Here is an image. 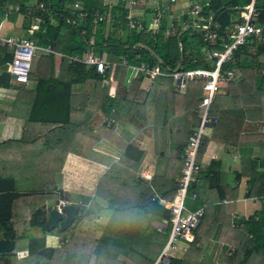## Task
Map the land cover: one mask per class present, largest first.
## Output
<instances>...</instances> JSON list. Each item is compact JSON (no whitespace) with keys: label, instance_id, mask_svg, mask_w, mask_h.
I'll return each mask as SVG.
<instances>
[{"label":"trees","instance_id":"1","mask_svg":"<svg viewBox=\"0 0 264 264\" xmlns=\"http://www.w3.org/2000/svg\"><path fill=\"white\" fill-rule=\"evenodd\" d=\"M155 1L161 4V0ZM2 2L9 11L0 12V19L3 17L12 24L19 17L21 32H27L37 46L50 45L60 57L55 76L54 54L36 51L27 74L33 85L26 100L23 130L16 144L0 147V264H132L125 259L127 249L155 261L167 241L169 224L156 231L150 221H167L168 208L158 204V197L132 204L149 181L135 172L142 151L132 144L114 141L111 131L119 123H127L139 131L148 128L154 155L151 177L170 179L173 183L170 192H175L182 149L198 122L202 81L185 80L179 86L171 76L155 75L137 102L139 82L133 78L120 92V99L128 104L122 117L113 112L114 95L107 94L102 81L123 83L130 68L133 71L142 64L157 65L163 72L175 67L211 69L213 60L206 58L203 48L218 49L217 39L204 41L203 34L213 32L225 38L249 0H207L208 5L200 7L197 18L182 16L179 21L187 20V26L166 36L164 29L171 14H160L157 29L152 33L150 18L156 11L149 8V17L143 12L139 17L136 10L140 4L135 12L131 10L143 26L137 30L123 26L126 6L121 1L112 4L108 16L95 25L92 11L101 8L98 0ZM74 3L87 12L83 19H74ZM11 6H17V11ZM253 8L258 11L257 21L264 20V0H254ZM207 15L211 16L205 29L192 26L194 21L205 24ZM104 27H108L107 33ZM114 27H119L122 34H115ZM85 52L115 65L97 73L93 66L85 67L66 58ZM10 57V51L0 46V68ZM121 60L125 65L118 64ZM227 69L232 70V77L220 85L224 86L223 92L219 88L208 105L207 115L214 122L208 126V134L201 135L195 151L194 162L200 168L193 174L187 192L194 193L191 201L196 204L189 209L183 202L186 211L201 207L202 213L192 230V239L184 241L188 249L186 258L168 257L166 264H207L198 259L204 242L213 247L210 259L214 264H264V34L237 45L220 66L221 72ZM9 85V75L0 71V87ZM18 91L26 93L21 88ZM0 109L9 108L0 105ZM251 120L260 129L242 131V124ZM102 134L122 154L121 161L110 162L97 178L95 190L117 196L127 205L115 206L102 201L97 194L80 196L74 204L77 212L66 229L61 232L55 226L44 229V202L63 197L61 191L53 190V177L59 172L65 154L90 157L92 145ZM208 141L235 149L237 168L229 172L219 167L212 169L210 162L218 165L219 159L201 167ZM122 160L131 161L133 166H123ZM240 179L244 183L243 197L256 206L245 216L233 218L231 214L236 210L233 198ZM165 193L162 199L168 198V192ZM92 197L111 209L97 238L93 236L96 206H86ZM22 204L27 208H21ZM32 229L39 232V238L31 233ZM46 234L69 235L68 242L57 249L44 248L41 236ZM21 239L26 240L27 255L16 258L15 243ZM74 245L79 251L73 253L69 248Z\"/></svg>","mask_w":264,"mask_h":264},{"label":"crops","instance_id":"2","mask_svg":"<svg viewBox=\"0 0 264 264\" xmlns=\"http://www.w3.org/2000/svg\"><path fill=\"white\" fill-rule=\"evenodd\" d=\"M207 1V0H206ZM144 3V9L140 10L144 14H146L147 17H149V8L153 7V0H147ZM158 3V2H157ZM139 7V6H138ZM135 12V7L133 8ZM146 12V13H145ZM148 12V13H147ZM18 20H15V27L18 26ZM17 22V23H16ZM12 23V24H14ZM12 24L7 22L3 17L0 19V32L2 34V29H7L9 31H15L20 32L19 30L16 31L12 27ZM19 28V27H18ZM17 28V29H18ZM59 56L54 55L53 58V67H54V74L57 75V64L59 62ZM1 71V68H0ZM140 75V76H139ZM143 74L137 73L136 71H132L130 68V72L124 77L123 83H117L115 81L111 80H103L102 84L107 86V94L109 96L114 95V101H113V112L119 116L122 117L125 115V109L120 108V111L115 110V103H118L117 101L121 102L122 104H125L122 99H120L119 89L124 86L123 90H121V93L125 90L126 84L131 79H137L138 80V92L135 95V101H137L138 96H143V93L148 88V85H146V79H142ZM9 87L7 88H1L0 87V105L9 108V109H0V147H8L10 143H15V141L19 140L21 131L23 130L22 122H23V116L25 115L26 108H27V96L32 92V82L28 80V84L26 86L12 83L9 80ZM146 85V88L144 89ZM24 89L26 93L19 94V89ZM18 95H21L20 98ZM19 98V99H18ZM17 99V100H16ZM140 101V100H139ZM27 102V103H26ZM138 102V101H137ZM127 104V103H126ZM125 106V105H124ZM125 124V125H122ZM97 125V124H96ZM93 126V129H96L97 126ZM242 131H255L257 132L260 127L257 123L251 121H245L242 124ZM144 132V133H143ZM112 139L119 140L120 142L129 143L134 146H136L138 149L142 151V155L140 158V161L135 166V172L138 176L145 178L148 181V184L141 190V193L135 196L132 200V204H141L145 203L147 199L153 197H158V204L164 208L166 207V204H168L173 196L174 193H171L170 191H173L172 181L168 178L158 177V176H152L151 173L153 170V163H154V155L152 152V138L150 136V131L148 128H144L143 131H139L135 128H133L131 125L127 123H119L114 126V128L111 131ZM208 134V131L205 133ZM16 144V143H15ZM91 156L90 157H80L77 155H74L72 153H66L59 172L54 174L53 181H54V191H61L63 197L62 198H56L53 200H57L58 202L63 201L66 204H76L80 200V196H94L97 194L101 197L102 201H107L112 203L115 206H125L127 205V202H125L123 199L114 196L107 192L97 191L95 190V184L97 178L104 172L105 168L108 166V164L112 161L119 162L120 156L122 152L115 146V143L109 139H107L103 134L96 140V142L92 145L91 148ZM219 159L218 165L217 163H213L210 161H216ZM237 160H238V154L236 150L231 149L229 147H225L220 143L214 142V141H208L205 151L202 156V164L201 167H205L206 163H211L212 166H210L212 169H215V167L221 168V170H224L225 172H229L231 170H234L237 168ZM123 166L132 165L130 164L131 161L126 160ZM125 166V167H126ZM133 166V165H132ZM243 179H240L238 181L237 187H238V193L233 198L236 204V210L232 212L233 218H238L240 216H245L247 214L245 207L248 203V200L243 197L244 192V186H243ZM20 189V188H19ZM19 193L21 192L18 190ZM165 192H168L167 199H162ZM170 192V193H169ZM94 194V195H93ZM162 197V198H161ZM53 200L45 201L44 205L51 206L50 203ZM94 199L92 197L91 200L88 201L86 206L89 204L96 206V214L93 220L97 221V223H94L93 221V227H94V234L93 236L97 238L100 235V232L102 230L103 225L105 224L107 218L110 215L111 209L106 207V204L99 201V199ZM98 202V203H97ZM53 203V202H52ZM65 204V205H66ZM194 206V205H193ZM44 207V209H45ZM189 208V207H188ZM190 207L189 209H191ZM44 217H46V211L44 213ZM166 222L165 220L161 221H150L151 227H153L156 231H161L165 226H163V222ZM166 225V224H165ZM31 233L34 234L37 238L40 237L39 232L35 229L31 230ZM42 238V244L44 248H58L64 240L63 243L68 242V235L63 237V239L60 238V236L52 235V234H46L41 236ZM67 238V239H66ZM66 239V240H65ZM25 239H21L16 241L15 243V256L16 258H23L27 255V243ZM18 243L20 246L18 247V250L16 247L18 246ZM59 244V245H58ZM166 244V243H165ZM58 245V246H57ZM187 246L183 243H178L175 248L170 251V254L168 253L169 257H175L179 258L178 256L172 255L178 248L181 249L183 246ZM165 246V245H164ZM163 246V247H164ZM160 255V254H159ZM158 257L155 261H150L149 259L145 258L141 254L137 253L136 251L132 249H127L125 252V259L131 262L132 264H156L161 260V258L164 257ZM130 256H134L135 259H132ZM167 260V257H165ZM163 264V263H161Z\"/></svg>","mask_w":264,"mask_h":264},{"label":"built area","instance_id":"3","mask_svg":"<svg viewBox=\"0 0 264 264\" xmlns=\"http://www.w3.org/2000/svg\"><path fill=\"white\" fill-rule=\"evenodd\" d=\"M101 2L99 11L96 9L92 11L94 16L93 25L97 22L104 20L108 16L109 8L116 1H121L126 6V13L123 16V26L126 29H142V24L136 20L131 10L138 4L143 3L144 0H98ZM253 1L249 2L240 11V19L238 22L232 23L226 32L225 38L216 36L213 32H206L203 34L204 41H213L217 39L218 49L207 50L205 48L203 53L207 59L213 60V66L211 69L195 68L189 70H180L175 67L172 70L163 72L159 66H150L142 64L139 67L134 68L137 73L153 77L155 75L171 76L179 86H183L185 80L200 79L201 83V103L199 108L198 122L193 127L191 135L188 136L187 142L182 149V164L180 167V174L177 177L175 183V193L172 200L166 204L168 208V219L165 224H169V232L165 246L160 252V257L166 255L168 247L173 248L175 241H190L192 239V230L195 228L199 217L201 216V207L196 210L189 212L184 209L183 202L187 193L191 199L194 198V193L191 191L187 192V186L190 181L193 180V174L200 168L199 165L195 164L194 156L195 151L199 143L201 135H203L210 124L214 122V119L207 115V107L214 98L215 94L218 93L220 85L232 77V70L227 69L224 72L220 71V66L223 62L227 61L237 45L248 42L251 38H259L264 34V20L257 21L258 11L253 8ZM155 1L153 7L155 15L150 18L151 32L154 33L158 26L157 18L160 14L170 13L171 20L168 22L167 27L164 29V35L174 34L177 28H185L188 21H179L183 16L186 19L194 20L197 18L200 12V7L208 5L205 0L201 4L198 0H161V4ZM16 12L17 6H11ZM72 14L74 19H83L87 12L81 9L76 3L72 5ZM105 8V10H104ZM7 6L0 0V12L6 14ZM210 16H205V24H198L195 21L192 22V26L196 28H206L209 24ZM67 21V20H66ZM70 22H74L70 20ZM0 46L5 47L11 53L9 60L3 63L1 71L9 75L11 82L26 86L28 84L27 74L30 68V61L35 56L36 51H41L42 54L54 53L50 45L37 46L35 42L29 37L22 36H1L0 35ZM220 47V48H219ZM69 61L78 62L85 67L93 66L95 72L102 73L107 66L113 67L115 63L107 62L101 57L93 53L85 52L82 55H73L66 57ZM119 65H125L124 60H121ZM63 201L58 202L56 209L59 212V207L65 205Z\"/></svg>","mask_w":264,"mask_h":264},{"label":"rangeland","instance_id":"4","mask_svg":"<svg viewBox=\"0 0 264 264\" xmlns=\"http://www.w3.org/2000/svg\"><path fill=\"white\" fill-rule=\"evenodd\" d=\"M29 3H32V0H30V2ZM144 4L143 3H140V6H139V8L136 10V13H138V16L139 17H142V14H141V12L142 11H140L141 10V8L140 7H142ZM18 17V16H17ZM17 22H18V24H19V17L17 18ZM16 22V23H17ZM17 24V25H18ZM12 27L14 28V30H16V31H20V29L18 28V26H16L15 27V23L14 24H12ZM18 28V29H17ZM107 31H108V27L106 28V27H104V32H106L107 33ZM122 30L121 29H119V27H114V33L115 34H122V32H121ZM0 35L1 36H8V35H11V36H22V37H29L28 36V33L27 32H15V31H9V30H7V29H2V34H1V32H0ZM35 57V56H34ZM33 57V58H34ZM33 58H32V60L30 61V69L32 68V61H33ZM140 76V75H139ZM146 79V85L147 84H149V82H150V77H148V76H142V79ZM12 83H14V82H12ZM32 85H33V83H32ZM146 85H145V87H144V89L146 88ZM123 88H124V86L121 88V90H123ZM120 90V89H119ZM121 90L119 91V94H120V92H121ZM223 90H224V86H222L221 88H220V92H223ZM141 99V96H138V99H137V101H139ZM118 103H115V110H117V111H120V108L121 109H123V108H127V106H128V104H122L121 102H119V101H117ZM125 105V106H124ZM126 110V109H125ZM122 125H125V124H122ZM144 133V132H143ZM206 133V132H205ZM204 133V134H205ZM248 200V199H247ZM54 201V200H53ZM52 201V202H53ZM50 203V205L52 206V204L53 203ZM196 204V201H191V198H190V196H189V193H187L186 194V196H185V199H184V205H187L188 207H193V205H195ZM254 206H256V203H252L251 201H249L248 200V203H247V205H246V207H245V210H246V212L248 213V212H250L251 210H253V207ZM21 208H23V209H26L27 208V205H25V204H22L21 206H20ZM46 207H48V206H46ZM45 207V208H46ZM94 221V223H97V221H95V220H93ZM93 229H94V227H93ZM56 236H59V235H56ZM69 236V235H68ZM66 237H67V235H66ZM60 238L61 239H63V237H61L60 236ZM68 238V237H67ZM66 238V239H67ZM65 239V240H66ZM25 240H23V242H24ZM64 242V240L61 242V243H63ZM178 243H183V244H186L187 245V242H184V241H175L174 243H173V245L174 246H176ZM19 244H21V243H18V246L16 247V249L18 250V247L20 246ZM59 245V244H58ZM57 245V246H58ZM61 246V245H60ZM72 246V245H71ZM175 247H173V248H171V247H168L167 248V250H166V255L165 256H162V257H164V258H161V260L159 261L160 262V264L161 263H163V264H166V262H167V260L165 259V257H169V255H168V253L170 254V251H172L173 249H174ZM57 249V248H56ZM70 249V251L71 252H76V249H77V247H76V245H74L73 247H70L69 248ZM201 254H200V256H199V258L198 259H200L202 262H206L207 264H214L213 263V261H212V259H210L211 258V254H212V252H213V247L212 246H209V242H204L203 243V245H202V247H201ZM78 250V249H77ZM186 250H188L187 249V246H183V247H181V249L180 248H178L174 253H172L171 254V256L172 255H175V256H178L179 258H182V259H185L186 258V255H185V251ZM79 251V250H78ZM77 251V252H78ZM132 259H135V257L134 256H130Z\"/></svg>","mask_w":264,"mask_h":264},{"label":"water","instance_id":"5","mask_svg":"<svg viewBox=\"0 0 264 264\" xmlns=\"http://www.w3.org/2000/svg\"><path fill=\"white\" fill-rule=\"evenodd\" d=\"M57 204L58 201L54 200L52 206L45 208L46 217L43 227L44 229H47L48 226H55L57 227V230L61 232L72 223L74 215L77 212V208L73 204H66L59 207L58 212L56 209Z\"/></svg>","mask_w":264,"mask_h":264}]
</instances>
